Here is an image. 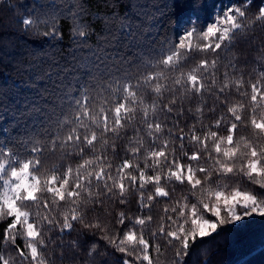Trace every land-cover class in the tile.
Wrapping results in <instances>:
<instances>
[{"label":"snow or ice","instance_id":"obj_1","mask_svg":"<svg viewBox=\"0 0 264 264\" xmlns=\"http://www.w3.org/2000/svg\"><path fill=\"white\" fill-rule=\"evenodd\" d=\"M13 8L35 47L0 48V264H158L161 241L188 264L220 231L264 259V0Z\"/></svg>","mask_w":264,"mask_h":264},{"label":"trees","instance_id":"obj_2","mask_svg":"<svg viewBox=\"0 0 264 264\" xmlns=\"http://www.w3.org/2000/svg\"><path fill=\"white\" fill-rule=\"evenodd\" d=\"M21 2L28 4L31 3V0H0V48L9 52L32 51L35 47V42L30 37L22 35L15 25V17L21 9L13 8V5L20 4ZM10 8L12 9L11 11H9ZM120 11H124V8H121ZM256 35L258 39L264 38V33H261L259 30ZM238 47L240 49H245L247 45L242 40ZM255 55V53H252L249 59H254ZM221 71H223V69H221ZM13 75L11 67L7 64V60H0V82H11ZM241 134L245 133L242 131ZM129 135H131V132H129ZM61 162L59 153H57L56 156L45 161V167H51L53 164H60ZM63 162L67 163V161ZM77 162L78 161H73V166H75ZM222 182L228 183L232 187L240 186L245 189L257 187L249 184L240 177H232L230 180ZM182 195H188L187 189L177 188L174 194V200ZM191 202L194 203L195 199H192ZM163 207L164 205L161 203L154 209V212L157 214V219ZM257 220L259 222V218H257ZM223 227L227 228L228 226ZM65 239H67V237ZM190 252L191 254L187 258L188 264H203L205 260L208 261V264H234L233 247L227 231H220L219 235L214 233L202 239L197 238L195 243L191 245ZM120 255L121 254H116L112 259L115 261ZM153 256L155 258L154 252ZM173 256L174 250L169 249L167 245L161 241V255L158 258V264H172ZM57 264H59V262H57ZM253 264H264V259L257 257L254 259Z\"/></svg>","mask_w":264,"mask_h":264}]
</instances>
